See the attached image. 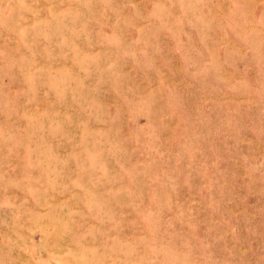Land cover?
Returning a JSON list of instances; mask_svg holds the SVG:
<instances>
[{
    "label": "rangeland",
    "instance_id": "rangeland-1",
    "mask_svg": "<svg viewBox=\"0 0 264 264\" xmlns=\"http://www.w3.org/2000/svg\"><path fill=\"white\" fill-rule=\"evenodd\" d=\"M0 264H264V0H0Z\"/></svg>",
    "mask_w": 264,
    "mask_h": 264
}]
</instances>
